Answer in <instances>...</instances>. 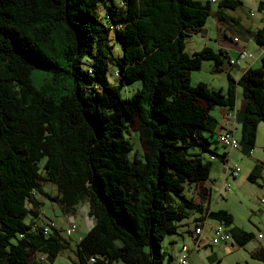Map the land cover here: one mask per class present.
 <instances>
[{
	"label": "trees",
	"instance_id": "trees-1",
	"mask_svg": "<svg viewBox=\"0 0 264 264\" xmlns=\"http://www.w3.org/2000/svg\"><path fill=\"white\" fill-rule=\"evenodd\" d=\"M211 3L230 10L243 4L0 0V264H54L72 250L60 230L39 221L42 199L66 219L78 204L88 205L95 223L77 242L74 264H172L163 242L185 220L193 244L196 229L205 236L217 224L239 247L253 239L234 227L230 212L205 206L195 191L212 171L204 155L219 158L226 176L227 166L233 168L228 153L211 148L216 134L219 141L232 132L212 110L237 113L246 156L264 123V58L262 68L236 80L225 70L233 67L225 51H186L187 39L202 34L213 16ZM256 41L264 43V30ZM208 61L227 73L226 92L191 84L192 72ZM36 69L50 74L47 84H33ZM110 72L118 82L109 81ZM238 87L244 103L236 112ZM130 130L142 148L133 156ZM261 170L255 166L248 179L256 182ZM255 257L264 262V248Z\"/></svg>",
	"mask_w": 264,
	"mask_h": 264
},
{
	"label": "rangeland",
	"instance_id": "rangeland-1",
	"mask_svg": "<svg viewBox=\"0 0 264 264\" xmlns=\"http://www.w3.org/2000/svg\"><path fill=\"white\" fill-rule=\"evenodd\" d=\"M198 1L207 2V0ZM245 1L246 3H243L242 6L238 7L236 10H229V13L240 15L243 18V24L245 23L249 25L251 24L250 20L255 17V15L253 16L255 12L254 10H256L254 4L257 0ZM211 7L213 10H216L219 8V3H211ZM101 13L103 16L105 15L104 5L101 7ZM256 15H260V13H256ZM211 23L212 20L210 18L205 28H211L209 26L212 25ZM200 39H202L201 36L194 35L187 39L186 51L189 54L195 53L196 50H201L202 43ZM199 47L200 49H197ZM249 48L250 49H248V51L253 55L255 54L256 49H258L254 43H251ZM259 65L260 63L257 66ZM227 67L229 69V66ZM108 76L110 82H118L111 72ZM234 77L236 80L238 79V76L234 75ZM32 80L36 87H40L49 82L50 74L43 69H36L32 74ZM199 83H205L210 88L215 90L223 89V92H226L228 86L227 73L215 72L214 63L212 61L205 62L201 70L194 71L191 75V84L196 86ZM83 86L85 91L90 93L87 89L88 85L83 82ZM140 87L141 83L139 82L130 85V95L132 96L134 91ZM238 94H242L240 87H238ZM238 105L239 107L241 106V96L238 99ZM211 114L212 116L220 119L219 107L212 110ZM241 134V125L237 122L234 135L238 143H240ZM125 136L129 139L133 147L131 156H133L136 152L141 153L142 148L138 132L133 130H130L129 132L126 131ZM210 141L212 142L211 148L217 154H223L224 152L228 153L231 167H236L240 170V176L238 178H233L229 174L226 176L225 166L219 158L215 157V159L212 160L211 155L203 156L205 161L211 160L213 163L212 171L209 177V180L213 185L212 207L215 210L224 209L230 212L234 217V227L241 228L242 230L253 234L254 237L242 247H239L233 240L230 242L234 244L232 249L224 252L220 250V246L223 247V245L213 242L215 238L217 239V235L215 231H210L209 228L211 229V227H209L205 233V238L206 236H208V238L205 240H207L209 245L213 246L212 249L217 254L215 259L211 260L210 256L213 253L212 249L201 248L200 252L196 251L192 239L186 233L187 227H184V224H186L188 220H185L180 223L181 227L178 229V233L168 236L165 239L163 242V250L169 252V254L173 256L172 264H180L179 261L181 253L178 251V248L181 249V246L184 244H186L192 251L187 255L189 259L188 264H264L263 261L255 257L258 251L264 248V239H260L258 237L260 234L264 237V203H262V199H264V123H260L257 127L256 147L250 156L244 155L241 152L240 147L238 149L231 150L222 146L218 141L217 134L215 137L210 139ZM257 165H261L262 167L261 174L260 177L257 178L256 182H252L248 179V177ZM226 186L229 189L221 192V189ZM42 201L43 215L39 219L41 224H43L44 221H49L58 230H60L61 236L68 240L72 245V250H68L61 254L56 259L54 264H74L76 260L74 250L77 242L87 234L89 229L95 223L94 218L89 214L90 210L88 205L83 203L78 204L75 207V214L70 215L69 219H66L64 212L57 204L46 199H42ZM27 222H29V219ZM72 223L76 225V231L72 235H68L66 229L68 225H71ZM209 225H215V222L210 220ZM191 228H195L194 223L191 224ZM183 236L185 237L184 240L181 239ZM172 239H175L177 242V245L174 248L171 243ZM114 264L123 263L119 262Z\"/></svg>",
	"mask_w": 264,
	"mask_h": 264
},
{
	"label": "crops",
	"instance_id": "crops-1",
	"mask_svg": "<svg viewBox=\"0 0 264 264\" xmlns=\"http://www.w3.org/2000/svg\"><path fill=\"white\" fill-rule=\"evenodd\" d=\"M208 1L209 0H207V2ZM240 1L246 3L245 0H240ZM254 6L256 10H254L255 12L253 16L255 15V17H253L252 20H250L251 24L249 25L245 23L243 24V18L240 15L229 13L230 9L218 8L214 10V14L211 17L212 25H209L211 28L209 29L205 28L202 34L194 35V36H201L202 38L200 39L202 43L201 49L208 46L213 48L214 50H223L228 54L231 60L237 61V65L233 67L229 66V69L227 65L225 67V70L229 72L234 79H235L234 75L238 76L239 79L250 68H262V59L264 58V43L262 45H259L258 42L256 41V35L259 31L264 30V16L262 12L264 10V0H257ZM256 13L257 14L260 13V15H256ZM219 17H222L225 20L222 21L220 20ZM235 37L239 38L238 42L234 41ZM251 43H254L258 47V49H256L255 51V54L254 55L252 54L253 55L252 58L241 59L239 57L240 52L243 50L249 52L248 49H250L249 47ZM197 49H200V47ZM197 51L199 50H196V52ZM259 63L260 65L257 66ZM240 96H241V105L244 103V98L242 94L241 95L238 94L236 108H235L236 112L241 107V106L239 107L238 105V99ZM219 110H220V119H218L217 117L216 118L220 122V126L229 131H232L234 134L237 123V113L231 111L233 113L234 120L229 121L227 119V114H225L228 110L222 108H220ZM219 131L222 130L219 129ZM195 191H197L196 196L198 193L200 197L203 198L205 202V206L212 207L213 185L212 182H210V180L198 183ZM212 229H213L212 227L211 229L209 228L210 231ZM206 238H208V236H206ZM261 239H264V237ZM230 242H227L229 244L225 242L224 243L220 242L219 244L223 245V247L220 246V250L224 252L227 250H231L234 244ZM207 248L212 249L213 246ZM178 251H180L179 248ZM216 255H217L216 252L213 251L212 255L210 256V259L214 260Z\"/></svg>",
	"mask_w": 264,
	"mask_h": 264
},
{
	"label": "built area",
	"instance_id": "built-area-1",
	"mask_svg": "<svg viewBox=\"0 0 264 264\" xmlns=\"http://www.w3.org/2000/svg\"><path fill=\"white\" fill-rule=\"evenodd\" d=\"M213 2H216V0H212ZM263 12V16H264V10L262 11ZM235 42H238L239 40L237 38L234 39ZM239 57L241 59H247V58H252L253 55L250 54L249 52L243 50L240 52V55ZM231 64L233 66L237 65V61H234L232 60L231 61ZM235 116V115H234ZM227 119L229 121L231 120H234L233 119V113H229L227 115ZM219 142L221 143L222 146L224 147H227L231 150H235V149H238L239 148V143L237 142V140L235 139V136L232 132H223L220 137H219ZM229 160V158L227 159ZM231 171V175L234 177V178H237L240 174V170L236 167L234 168H230L227 166V170L226 171ZM224 190H228L229 188L226 186V187H223ZM76 231V227L74 225H71L70 228L68 229V234L70 233H74ZM214 231L217 235V239L215 238L213 240L214 243L216 244H219L220 242H230L232 240V237L231 235L225 230V227L220 225V224H217L214 226ZM260 239L263 238L262 235H259L258 236ZM193 240H194V246L196 248V250L199 252L201 248H205L207 246H210L207 242V240H205L204 236H203V230L201 229H196L195 230V233L193 235ZM190 252V248L188 246H183L182 248V255H181V258H180V261L179 263L180 264H188V253Z\"/></svg>",
	"mask_w": 264,
	"mask_h": 264
}]
</instances>
